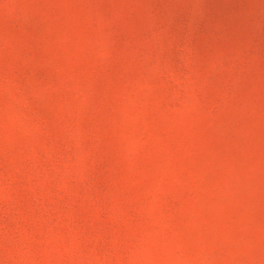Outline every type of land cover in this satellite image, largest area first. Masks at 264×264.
Wrapping results in <instances>:
<instances>
[{
	"label": "rangeland",
	"instance_id": "rangeland-1",
	"mask_svg": "<svg viewBox=\"0 0 264 264\" xmlns=\"http://www.w3.org/2000/svg\"><path fill=\"white\" fill-rule=\"evenodd\" d=\"M0 264H264V0H0Z\"/></svg>",
	"mask_w": 264,
	"mask_h": 264
}]
</instances>
